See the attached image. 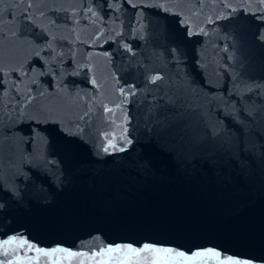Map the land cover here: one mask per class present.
Listing matches in <instances>:
<instances>
[{"label": "water", "instance_id": "95a60500", "mask_svg": "<svg viewBox=\"0 0 264 264\" xmlns=\"http://www.w3.org/2000/svg\"><path fill=\"white\" fill-rule=\"evenodd\" d=\"M145 245L264 264V0H0V261Z\"/></svg>", "mask_w": 264, "mask_h": 264}, {"label": "snow or ice", "instance_id": "6c2138e0", "mask_svg": "<svg viewBox=\"0 0 264 264\" xmlns=\"http://www.w3.org/2000/svg\"><path fill=\"white\" fill-rule=\"evenodd\" d=\"M155 79V78H154ZM128 143L130 144L131 141L129 140ZM109 147H115L113 144H109ZM121 151L124 149L121 148ZM105 152L108 151V148L104 149ZM15 239V238H14ZM5 244L10 243V241H5ZM21 244H26V241H20ZM31 247V245H29ZM131 253H140V252H151L156 254L155 256L145 259H133V260H123V259H116L112 258L107 261H102L101 264H252L251 261L248 260H238L233 259L231 257H224L221 259V253L219 251H215L213 249H207L204 251H195L192 252L190 255L185 254L182 251H176L172 248H154L149 245H145L143 249H134L128 247L125 249ZM37 251H40L37 249ZM64 249H53V252H63ZM118 251H124L122 249H113L108 248L106 252L113 253ZM7 256V253H5ZM45 256H50L52 253H44ZM69 256H78L81 255L80 253H68ZM0 264H6L4 261H0Z\"/></svg>", "mask_w": 264, "mask_h": 264}]
</instances>
